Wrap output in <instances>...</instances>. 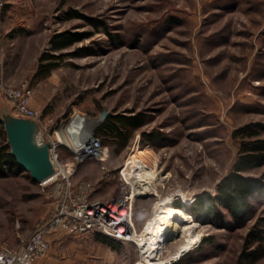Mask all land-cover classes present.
<instances>
[{
  "label": "rangeland",
  "instance_id": "obj_1",
  "mask_svg": "<svg viewBox=\"0 0 264 264\" xmlns=\"http://www.w3.org/2000/svg\"><path fill=\"white\" fill-rule=\"evenodd\" d=\"M3 9L2 94L25 84L33 90L41 135L60 143L59 159L68 165L67 177L45 182L90 183L91 200L118 198L122 182L140 194L132 212L140 241L116 245L115 264H237L248 234L264 231V197L253 200L244 221L226 210L221 222L201 221L185 209L152 255L141 244L162 201L190 204L203 192L215 194L239 155L233 132L264 124V0H7ZM65 33L90 35L53 51L51 41ZM52 54L66 55L42 78L40 67L49 62L43 58ZM104 110L108 117L142 113L146 124L126 144L101 135V155L77 160L69 125ZM89 134L84 128L78 138ZM139 147L150 151L151 164H138ZM5 172L0 244L14 247L54 215L57 191L20 166ZM263 174L264 166L248 175ZM184 223L191 232H183ZM251 264H264V255Z\"/></svg>",
  "mask_w": 264,
  "mask_h": 264
},
{
  "label": "built area",
  "instance_id": "obj_2",
  "mask_svg": "<svg viewBox=\"0 0 264 264\" xmlns=\"http://www.w3.org/2000/svg\"><path fill=\"white\" fill-rule=\"evenodd\" d=\"M6 3L7 0H0V10L6 6ZM32 97L33 90L26 84L20 89L12 88L6 92V99L12 104V113L15 116L37 120L43 129L40 114L31 105ZM51 143L50 157L53 169L57 172L55 177L61 175L65 178L68 175V165L59 159L60 143L55 140H51ZM69 145L70 151L79 161L99 157L103 151L100 138L93 134L81 150L77 151L73 142ZM48 183L54 184V189L57 191L54 215L39 224L19 247L1 243L0 264H35L38 258L47 255L50 250L47 233L57 228L71 234H87L95 229L123 243H139L132 212L136 198L140 194H134L129 182H122L120 196L110 201L91 200L88 197L89 192L92 191L90 183L81 184L78 188H75L72 182L43 181L40 184L44 187Z\"/></svg>",
  "mask_w": 264,
  "mask_h": 264
},
{
  "label": "trees",
  "instance_id": "obj_3",
  "mask_svg": "<svg viewBox=\"0 0 264 264\" xmlns=\"http://www.w3.org/2000/svg\"><path fill=\"white\" fill-rule=\"evenodd\" d=\"M90 34L65 33L56 36L51 41L53 51H61L77 42L88 38ZM66 54L46 55L43 61H49L40 67L41 75L47 76L51 69L58 67V60ZM3 124L0 121V125ZM146 124V116L142 113L131 116L113 115L107 117L102 125L95 130L96 136L101 135L126 144L130 134ZM264 124L250 123L239 127L233 132V137L240 140L239 155L233 169L217 184L216 193L203 192L196 196L190 204L175 203L174 206L185 208L189 215L201 221L213 220L221 222L226 214L224 210L235 220L244 221L252 210L253 200L264 197V174L261 177L248 175L254 169L264 166ZM5 165L15 167L18 165L16 158L11 154L10 146L3 145L0 148V175H5ZM264 231L252 230L248 234L237 264H251L264 255ZM258 244L257 247L254 246ZM174 264H185L181 258Z\"/></svg>",
  "mask_w": 264,
  "mask_h": 264
},
{
  "label": "water",
  "instance_id": "obj_4",
  "mask_svg": "<svg viewBox=\"0 0 264 264\" xmlns=\"http://www.w3.org/2000/svg\"><path fill=\"white\" fill-rule=\"evenodd\" d=\"M107 117L108 112L104 110L98 118L78 120L77 124L83 125L82 129L87 128L92 134ZM0 121L5 126L7 144L18 165L39 183L50 178L55 173L50 157L52 143L42 137L39 122L32 118L15 116L10 109L0 111Z\"/></svg>",
  "mask_w": 264,
  "mask_h": 264
},
{
  "label": "crops",
  "instance_id": "obj_5",
  "mask_svg": "<svg viewBox=\"0 0 264 264\" xmlns=\"http://www.w3.org/2000/svg\"><path fill=\"white\" fill-rule=\"evenodd\" d=\"M4 14L5 9H1L0 25ZM2 38L0 33V43H2ZM1 65L0 61V111L2 109H10L12 111V104L2 94ZM16 166L19 165H15L13 168H16ZM9 167V165H5V171ZM36 183L41 185L39 182ZM46 238L50 242V250L47 255L38 258L35 264H115L117 256L114 248L119 243H123L107 237L95 229L87 234H71L66 232V230L63 231L57 228L50 230ZM12 244H14V247L20 246L18 242Z\"/></svg>",
  "mask_w": 264,
  "mask_h": 264
},
{
  "label": "bare ground",
  "instance_id": "obj_6",
  "mask_svg": "<svg viewBox=\"0 0 264 264\" xmlns=\"http://www.w3.org/2000/svg\"><path fill=\"white\" fill-rule=\"evenodd\" d=\"M77 123H78L77 121L71 122L72 125H69L68 133L71 137L72 142L75 145L74 146L75 149H77V151H78V150H81V148H83L85 143H88V141H90L92 134L90 133L89 135L85 136L84 138L79 139L78 136H79L80 131L82 130L81 126H83V125H81V124L79 125ZM76 125H77V129L79 127V129H78L79 131H76L73 128ZM150 155H151V153L149 150L140 149V147H139V148L135 149L134 158L137 160L138 164H140L141 162L146 163V161H150V159L152 158V156H150ZM151 161L147 162V163L151 164ZM150 168H151V166L147 167V169H144V170L140 169L139 170L140 174L150 172ZM56 174H57V172L55 171V173L50 178H48L46 180L53 179L56 176ZM144 175H147V174H144ZM142 178H144V177H142ZM138 185L140 187H146V182H144L143 179H140L138 182ZM149 189H150V192L154 193V189H155L154 186H151V188H149ZM134 194H135V191H134ZM157 210H158L159 215L156 216L154 219L152 218V220L149 221L148 229H147L148 230L147 237L142 239L143 244H141L142 245L141 247H143L145 249V251L148 252V255H152V253L156 250V248L161 245L160 236L168 233L169 231H171L172 227H174L175 223L173 222V220H178V221L183 220L185 218V214H186L185 208H179V207L172 205L170 200L162 201L159 204ZM184 224H185V226L183 228V232H191L192 231L191 225L188 223H184Z\"/></svg>",
  "mask_w": 264,
  "mask_h": 264
}]
</instances>
